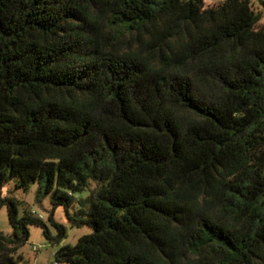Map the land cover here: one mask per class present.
<instances>
[{
  "label": "trees",
  "instance_id": "obj_1",
  "mask_svg": "<svg viewBox=\"0 0 264 264\" xmlns=\"http://www.w3.org/2000/svg\"><path fill=\"white\" fill-rule=\"evenodd\" d=\"M11 179L92 229L57 261L264 264L250 0H0V186ZM7 204L0 264H20L28 225L65 237Z\"/></svg>",
  "mask_w": 264,
  "mask_h": 264
},
{
  "label": "rangeland",
  "instance_id": "obj_2",
  "mask_svg": "<svg viewBox=\"0 0 264 264\" xmlns=\"http://www.w3.org/2000/svg\"><path fill=\"white\" fill-rule=\"evenodd\" d=\"M250 6L259 18V25H264V0H250ZM87 195L86 190L80 194H74L68 211L73 213L78 208V199L85 198ZM9 200L14 202L17 219L24 214L39 219L51 237L56 235L53 223L65 229V237L56 243L46 238L41 226L28 225L27 241L18 251L22 257L20 264H68L57 261L53 256L55 251L62 246H74L79 238L92 232V229L85 225L71 227L66 221L64 208L55 205L51 193H44L38 182L31 183L26 190H22L16 189L15 181L11 179L0 186V233L2 234L12 233L7 212ZM32 246L37 247V250L33 251Z\"/></svg>",
  "mask_w": 264,
  "mask_h": 264
},
{
  "label": "built area",
  "instance_id": "obj_3",
  "mask_svg": "<svg viewBox=\"0 0 264 264\" xmlns=\"http://www.w3.org/2000/svg\"><path fill=\"white\" fill-rule=\"evenodd\" d=\"M209 2H216V1H218V0H208ZM32 250L33 251H36L37 250V247H35V246H32Z\"/></svg>",
  "mask_w": 264,
  "mask_h": 264
}]
</instances>
